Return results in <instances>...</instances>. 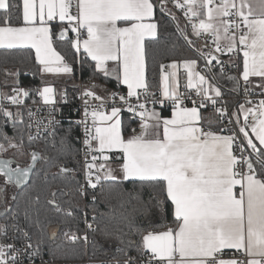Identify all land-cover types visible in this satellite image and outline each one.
Wrapping results in <instances>:
<instances>
[{
    "label": "snow or ice",
    "instance_id": "6c2138e0",
    "mask_svg": "<svg viewBox=\"0 0 264 264\" xmlns=\"http://www.w3.org/2000/svg\"><path fill=\"white\" fill-rule=\"evenodd\" d=\"M158 3L161 11L167 6V0H158ZM172 3L184 12L196 36L202 33L212 36L215 53L228 55L229 63H233L234 55H242L240 78L245 84L246 96L250 93L248 85L251 84V77L260 78L261 83L257 87L264 89V0H260V15L253 12L247 0H172ZM155 8L153 0H22V6L13 5L10 0H0V48L34 49L41 72L70 73L72 68L53 47L50 22L58 19L61 22V38L70 29L77 37L71 40V47L77 52L82 47L83 53L95 62L98 72L106 77L115 73L119 83L127 86V95H120L119 100L140 120L139 130L132 129L127 137L123 135L122 109L115 106L116 93H109L113 98L112 106L110 111H104V97L94 91L84 92V96L99 102L89 112L88 100H85L84 119L77 121L84 126L85 184L92 189L102 185L107 200L123 196L118 187L121 179L133 178L142 185L150 184L154 190L158 189L154 197L157 206L165 199L171 202L173 220L171 226H165V230L141 233L136 229V234L141 237L136 247L137 255H129L127 249H122L125 259L115 264H264V99L253 107H245V103L239 105L233 113L236 130H229L230 135L205 131L202 126L205 118L200 109L206 107L208 101L215 106L216 100L211 94L219 97L221 91L215 83L195 71L197 60L188 59L182 64L187 71L186 87L195 89L200 96L199 106L195 100L192 101L193 107L184 106V99L190 97L178 91L177 73L165 72L166 66L161 64L160 99L150 102H159L167 107L170 101L171 116L164 117L155 109H148L149 96L155 94L148 92L145 77V38L157 35L158 25L152 22ZM172 18L175 19L174 16ZM64 21H67V26L63 25ZM85 31L87 38L81 40ZM184 39L192 45L187 36ZM196 51L205 59L206 66L215 62L223 71L225 62L213 52L205 54ZM109 61L114 62L116 67L109 68ZM176 64L173 61L167 67L175 68ZM3 71L6 76L18 75V70ZM14 84L11 95L0 93V116L15 128L23 123V98L29 97L33 90L19 87V80H15ZM34 91L44 105L54 106L55 89L50 84ZM141 95L144 102H140ZM132 97L137 98L136 104L130 103ZM246 103L251 104L252 101L247 100ZM5 105L15 106L16 111ZM26 111L28 123L25 127L31 144L35 138L31 132L33 124L37 127L36 135H39L41 125L48 127V124L57 122L52 119L44 124L40 119H33L35 113L31 108ZM215 111L221 117L226 114L220 108ZM19 131V144L14 137L0 135V154L14 149L13 155H24V130ZM236 149L240 151V156L234 154ZM247 149L252 150L250 156L255 157L259 171L254 168L250 157L244 155ZM114 150L122 153L117 157L123 161L119 165V178L114 174L116 169L106 166L111 158L105 153ZM28 155L30 163L24 167L18 161L16 167H11L12 159H0V176L4 178V185H0V205H4L0 214L13 221L10 226L0 224V238H3L0 242V264H23L25 257H35L45 243V231L49 230L41 223L38 212L32 219L33 205L40 201L35 183L24 194L22 208L19 204L13 208L3 199L6 185L14 184L16 188L26 186L37 162L47 163L50 159L34 149ZM59 170L60 173L70 171L63 165ZM104 184L107 187H103ZM237 185L240 189L238 195L234 191ZM33 191L37 192L35 196ZM77 191L81 196L86 195L84 185ZM52 195L55 196V193ZM10 199L15 202L16 196L12 195ZM92 199L95 201L96 197ZM47 203L65 216L73 215L71 209H61L55 199ZM21 211L26 221L24 226L18 221ZM8 213H11L10 217ZM85 223L88 229L97 230L87 221ZM30 225L39 230L35 241ZM9 227L11 236L8 235ZM100 230L107 233L106 228ZM51 231L55 235V230ZM65 236L73 241L78 239L69 232ZM84 240L87 241L86 235ZM128 243L131 247L136 242ZM225 250H234V256L224 258Z\"/></svg>",
    "mask_w": 264,
    "mask_h": 264
},
{
    "label": "trees",
    "instance_id": "16d2710c",
    "mask_svg": "<svg viewBox=\"0 0 264 264\" xmlns=\"http://www.w3.org/2000/svg\"><path fill=\"white\" fill-rule=\"evenodd\" d=\"M156 3L155 21L157 22V36L152 39L145 40L146 48V81L149 85L148 91L159 94V75L160 65H166L172 60L185 61L188 59L196 60V49L194 42L189 45L184 37L187 36V26L181 18L174 16L169 11H161ZM13 5H21V0H10ZM16 23V15H13V24ZM61 26L54 24L51 29L52 42L55 49L64 57L66 62L72 66V73L70 81L75 82L78 77V72L82 79H91L94 84L102 85L107 90H112L118 81L106 77L94 68L93 61L84 57L82 53L78 54L75 49L71 47L69 39L60 36ZM70 29L67 35L70 33ZM4 69L8 71L17 72L15 77H8L4 73ZM241 69V65H240ZM233 77L234 79H229ZM9 78V82L5 80ZM217 81L225 87L230 89L237 88V77L230 74H222L216 72ZM19 80V87H23L30 91L28 100L35 97V89H39L47 80L40 71V65L36 62L34 53L30 48H14L3 49L0 48V87L15 86L14 81ZM74 83V85H75ZM121 84V83H120ZM73 85V86H74ZM72 86V87H73ZM72 87L68 88V92ZM121 88L124 89L122 86ZM211 108L209 105L202 108ZM16 108H10L14 112ZM24 112L23 123L17 124L15 128L11 123H5L2 116H0V135L6 134L8 137H14L16 143L21 141V133L19 129H23L24 155H13L14 149H9L8 152L0 154V157L10 158L13 160V165L17 166L18 161L21 167L30 163L28 153L31 150H36L41 155L50 157L47 163L38 161L35 165L29 181L26 186L18 190L15 194L16 201L6 200L5 194L3 199L6 203H11L13 208L17 204L23 207L25 200V193L33 187V184L38 187L40 194L39 203L33 205L32 219L36 218V213H39V219L42 224L47 226H59L58 235L54 240L49 239L48 230L44 233L45 243L43 244V253L46 257L58 262H75L82 264L86 259L91 262H98L104 259H123L125 258L122 249H127L128 254L136 256V247L139 246L140 235L136 234V229L141 233L149 230H164L165 226L172 225V205L170 201L162 200L157 206L156 199L157 190H154L150 184H141L134 179L119 180L118 187L123 193L122 197H116L107 200L102 190V185H98L95 189L93 199L87 204V214L89 218L96 225L97 230L89 234L90 241L82 238L84 234L83 229V206L81 196L77 191L79 187V171L77 168L79 159V141L76 131L74 130V116L71 110L66 106H59L57 108V126L56 131L51 136H44L39 139H34L31 144L27 140L28 131L25 125L27 124L26 110L21 108ZM170 109L162 110L163 115H168ZM124 122V135H129L133 128L138 126V121L130 120L127 113L121 116ZM216 129H220L221 124L218 123ZM63 142V143H62ZM254 168L260 170L256 159L250 156ZM60 165L70 171L67 173H60ZM47 173V176H45ZM103 183V182H102ZM2 185V184H0ZM103 187H107L106 184ZM55 193V196L52 193ZM36 191L32 192L35 196ZM55 199L56 204L61 209H71L72 216H65L62 212H57L55 207L48 204V200ZM123 204V207L120 205ZM4 205H0V213L3 211ZM11 216V213H8ZM9 220L5 219L4 215L0 214V224L7 223ZM18 221L21 226H24L23 212L18 216ZM32 227L33 240L38 237L39 230ZM107 229L101 231L100 229ZM69 232L79 237L78 240H71L65 236ZM3 238H0L2 240ZM129 241H135V245L129 247Z\"/></svg>",
    "mask_w": 264,
    "mask_h": 264
},
{
    "label": "built area",
    "instance_id": "2783aa9c",
    "mask_svg": "<svg viewBox=\"0 0 264 264\" xmlns=\"http://www.w3.org/2000/svg\"><path fill=\"white\" fill-rule=\"evenodd\" d=\"M181 2H182V0H181ZM217 2H218V0H217ZM157 5L159 6L158 0H157ZM164 10L169 11L173 14V16H177V17L182 19L184 24H186V26H187V37H188V39H191L194 42V46H195L196 50H200L201 52H203L205 54H207L209 52H213V54L217 55L219 59H221L225 62L224 66H223V71H221V66L215 64V62H213L211 65L206 66L205 59H202L200 57V55H198V53L196 52V54H197V56H196L197 65L195 67V71L200 72L201 75H204L206 77V79H208L210 82L215 83V85L218 86L220 91H221V96H219V97H215L214 94L210 93L211 95H213V98L216 100L215 106H213L210 101L206 102V104L209 105L211 108H215V109L220 108L226 112V114L223 117H221L218 113L217 114H218L219 122L221 124L220 129H224V131H222V132L225 133L226 135H230L231 131H229V130H233V131L236 130V125L234 123L236 117L233 115V113L237 111V109L239 108V105L241 103H245V107H253L255 104L258 103L259 100L264 99V95H262V92H264V89L253 90L248 85V87L250 88V93L246 96L245 92H244L245 84H244L242 78H240L241 69H240V67L236 66V65H239V66L241 65L240 60L242 59V55H240L239 57L234 55L232 57L233 63H229L228 55H221L219 53L214 52L215 46L212 43V36L211 35H209L207 33H202L200 36H196L193 33V30L191 28V24L188 21V19L186 18V16L184 15V12L181 11L180 9L176 8L174 6V4L172 3V0H167V6ZM194 22H196V21H194ZM86 36H87V34H86V32H84L83 35L80 37V39H83ZM66 37L69 39L70 43H71V40L77 39L76 34L71 33V32ZM68 65L72 68V66L70 64H68ZM216 72H220L222 74L234 75L239 80V87L234 88V89H230L228 87L222 86L216 79ZM213 78H214V80H213ZM121 87H122V85L120 83H116L114 85V88L110 91V93H116L115 106L120 107L122 109L120 116H122L124 113H127L130 120L140 121L139 117L134 116L132 112H129L127 110V105L123 104L119 100L120 95H125V96L127 95V89H125V88L123 89ZM93 88H94L93 80L82 79L80 76V73L78 72V77H77L75 85L68 92H64L61 95L60 100L58 102H55L54 106L53 105H44L42 99L38 95H36V93H35V97L32 100H28L26 97H24L23 98L24 99V105L22 106L23 108H25V110L28 108H31L33 113H35V116L33 117V119H40L43 121L44 124H48V122L52 119H54L57 122V108L59 106L68 107L74 116V123H75L74 130L76 131L77 138L79 141V148H80L78 165H77V168L79 171V180H80L79 181V187L81 185H84V188L86 191V195H83V196L80 195L81 201H82V206H83V212H84V214H83L84 234L82 235V238L84 239V236L85 235L87 236L86 243H88L90 241L89 234L91 232H93V230H90L87 228L85 221H87V223L92 224L93 228H96V225L91 220V218H89V216L86 212L87 204L92 200L93 193H94L95 189L89 188L85 184V177H84V160H85L84 148H85V146L83 144L84 126H83V124L77 123V121H81L84 119L85 100H88L89 112L92 111L93 105H97L99 103L98 101H96L94 99H91L89 97L84 96V92L86 90L94 91ZM138 91L142 92V90H138ZM149 93L151 94V92H149ZM181 93H183L184 96L190 97V99H184V106L193 107V103H192L193 100H195L196 105L199 106V104L201 102V98H200V96H198L196 94L195 89L186 88ZM102 97L105 98L104 108L102 110L110 111V107L112 106L113 98L109 94L107 96H102ZM152 99H156L157 101H159L160 94H157L154 96H151V95L149 96V102L146 104V107L148 109H150V110L151 109H160V110H165V109L171 110L172 109L170 101L167 102V107H165L164 105L160 104L159 102H157L155 104L151 103L150 101ZM247 100H251L252 103L251 104L246 103ZM136 102H137L136 97H132L130 99V103L136 104ZM140 102H144V96L143 95H141V97H140ZM5 106L9 107V108H16L15 106H9V105H5ZM53 107H54L55 111H53ZM138 110L139 109H137V111ZM26 117H27V121H28L27 111H26ZM230 120L233 121V123H230L229 122ZM240 120H241V122H243V120H244V117L242 114L240 115ZM248 121H249V123H251V115H249ZM89 123H91L90 117H89ZM56 126H57V123L48 124V127H44L43 125H41L39 128V135H36L37 127L35 124H33L31 132L33 133V135L35 137L34 139H39V138L44 137V136H51L56 131ZM133 129H135V128H133ZM27 131H28V129H27ZM251 152H252L251 149H247V151L244 153V155L250 157ZM234 154L237 156L241 155V153L238 149L234 150ZM253 158H255V157H253ZM11 167H16V166L11 164ZM245 168H246V166H245ZM239 191H240V189H238V191L236 193L237 195L239 194ZM12 223H13V221L9 220L8 225L10 226ZM8 235L9 236L12 235L10 227H9ZM78 239H79V237H78ZM78 239H76V240H78ZM0 242H3V239L0 240ZM8 242H11V241H8ZM17 243H19V242H17ZM233 256H234V251H225L224 258H232ZM123 259H125V258H123ZM123 259H119V258L104 259V260L94 262V263L115 264L116 261L122 262ZM144 259L147 260V257H145ZM90 262L91 261H89L88 259H86L84 261V263H90ZM23 264H76V263L75 262H58V261H53V260L49 259L48 257H46L44 255L43 245H42L41 251L32 259H28L25 257L23 259Z\"/></svg>",
    "mask_w": 264,
    "mask_h": 264
},
{
    "label": "crops",
    "instance_id": "0c3cea01",
    "mask_svg": "<svg viewBox=\"0 0 264 264\" xmlns=\"http://www.w3.org/2000/svg\"><path fill=\"white\" fill-rule=\"evenodd\" d=\"M247 2L250 5H252L253 12L256 13L257 15H260V13H261L260 0H247ZM153 3L156 4L154 1H153ZM21 6H22V0H21ZM155 14H156V8L154 9V18H153L152 22L157 23L155 21ZM55 22L54 21L50 22L51 29H52L54 24H59L61 26V22L58 19ZM63 25L67 26V21H64ZM121 26H123V25H121ZM155 37H146L145 40L146 39H152V38H155ZM86 38H87V36L85 38H83V39H86ZM83 39H81V40H83ZM53 47H54V45H53ZM31 50L33 51L34 57H35V50L34 49H31ZM77 53L78 54L82 53L84 57H87L86 54L83 53V48L82 47H81L80 51L77 52ZM88 58H90V57H88ZM173 61H176V60H172L169 63H167L165 65L166 67H165L164 70H165V72H169V73L172 72V71H175L177 73L178 91L182 92L184 89L187 88L186 87V85H187V71L182 66L183 61H176L177 64H176L175 68L167 67V65H170ZM93 63H94V68L96 69L95 62L93 61ZM107 63H108V67L109 68L116 67L115 63L112 62V61H109ZM240 64H241V70H242V59L240 60ZM71 73H72V71L70 73H45V72H42V74L46 77L47 80L44 82V84L40 88L44 87L45 85H49L50 84L55 89L54 100H55V102H58L60 100L61 95L64 92H66V90H68V88L72 87L74 85V83H75V82L71 83V81H70ZM99 73L104 75L102 72H99ZM145 74H146V70H145ZM107 77L118 81L116 79V74L115 73H113L112 75H109ZM250 80H251V84L249 86H250L251 89H253V90H261V88L257 87V85L261 83L260 78L251 77ZM121 85L125 89H127L126 85H123V84H121ZM159 88H160V75H159ZM93 90H94V92L96 94H98L100 96H107L110 93V90H107V88L103 87L102 85H98L97 83L94 84ZM0 93H8L9 95H11L12 88H10V87H0ZM159 94H160V91H159ZM188 107L190 108L191 106H188ZM171 110H170L168 115H163L162 110L155 109L156 112L161 113L164 117H170L171 116ZM15 111H16V109L14 110V112ZM201 114L205 118V120L202 123V126H203L205 131H213V132H216L219 135H226L225 133H223L221 131V129H216L217 126L219 125L218 124L219 123V118H218L217 112L215 111V108L205 109V110H203L201 112ZM138 122H139L138 126L135 128V129H137V131L139 130L140 121H138ZM248 130L250 132V129H248ZM124 136L127 137L128 135H124ZM252 138H253V141L255 143H257V145L259 147V143H258V141L255 140V137L253 136ZM105 155H108L111 158L112 163L115 165L114 169H116V172L114 174H116L118 176V178H119L121 176V173L119 172V165L122 164L123 161H122V159L118 160L117 157L122 156V153H119V152L114 150L112 152H106ZM99 162H103V161H99ZM130 179H133V178H130ZM238 189H239V186L237 185L235 187L234 191L237 193ZM225 251H234V250H225ZM82 264H98V263L90 262V263H82Z\"/></svg>",
    "mask_w": 264,
    "mask_h": 264
},
{
    "label": "rangeland",
    "instance_id": "374dc122",
    "mask_svg": "<svg viewBox=\"0 0 264 264\" xmlns=\"http://www.w3.org/2000/svg\"><path fill=\"white\" fill-rule=\"evenodd\" d=\"M9 72H13V71H9ZM8 77H12V76H8ZM9 82V78H7L6 80H5V83H8ZM107 167H111V168H115V165L112 163V161H111V159H110V161L107 163V165H106ZM0 184H2V185H4V183H3V179H2V177H0ZM9 186V185H8ZM5 188H6V191H5V198H6V200H11L10 198H11V196L14 194V189L12 188V187H7V186H5Z\"/></svg>",
    "mask_w": 264,
    "mask_h": 264
},
{
    "label": "water",
    "instance_id": "95a60500",
    "mask_svg": "<svg viewBox=\"0 0 264 264\" xmlns=\"http://www.w3.org/2000/svg\"><path fill=\"white\" fill-rule=\"evenodd\" d=\"M64 36H67V34H65ZM0 159H10V158L0 157ZM12 164H13V163H12ZM10 166H11V165H10ZM31 174H32V173H30V176H31ZM0 177H2V179H3V183H4V178H3V176H0ZM28 181H29V180H28ZM28 181H27V182H28ZM27 182H26V183H27ZM9 185H11V184H9ZM6 186H8V185H6ZM15 187H16V186H15ZM23 187H24V185H21L20 188H16V190L14 191V194H13V195H15L16 192H17L18 190L22 189ZM59 229H60L59 226H50V227H49L48 235H49V239H50V240H54V239L57 237ZM51 230H55V235L52 234V231H51Z\"/></svg>",
    "mask_w": 264,
    "mask_h": 264
},
{
    "label": "flooded vegetation",
    "instance_id": "af4514ba",
    "mask_svg": "<svg viewBox=\"0 0 264 264\" xmlns=\"http://www.w3.org/2000/svg\"><path fill=\"white\" fill-rule=\"evenodd\" d=\"M9 186L12 187V188L14 189V191L16 190V187H15L14 184H11V185H9ZM9 186H7V187H9Z\"/></svg>",
    "mask_w": 264,
    "mask_h": 264
}]
</instances>
